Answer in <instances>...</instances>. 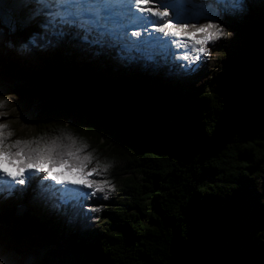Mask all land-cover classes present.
Instances as JSON below:
<instances>
[{
    "label": "trees",
    "instance_id": "1",
    "mask_svg": "<svg viewBox=\"0 0 264 264\" xmlns=\"http://www.w3.org/2000/svg\"><path fill=\"white\" fill-rule=\"evenodd\" d=\"M261 2L262 14L248 6L249 27L223 24L225 49L214 48L222 69L197 80L175 63L115 67L114 50L72 40L0 39V99L21 105L10 143L71 136L109 182L97 195L118 197L105 223L101 210L86 208L92 196L75 213L55 194L41 198L43 216L6 205L0 248L31 264H264Z\"/></svg>",
    "mask_w": 264,
    "mask_h": 264
},
{
    "label": "snow or ice",
    "instance_id": "2",
    "mask_svg": "<svg viewBox=\"0 0 264 264\" xmlns=\"http://www.w3.org/2000/svg\"><path fill=\"white\" fill-rule=\"evenodd\" d=\"M252 0H0V39L7 35L24 38L34 46L60 44L72 40L87 47L114 50L116 57L129 64L152 61L158 48L168 44L164 37H188L192 63L206 54V45L229 33L223 24L246 13ZM152 5V6H148ZM158 5V6H156ZM195 19L196 23L188 20ZM205 23H199V20ZM219 21V22H213ZM134 30L129 34V28ZM136 39H133V38ZM187 47L188 41H184ZM180 47L179 44L176 45ZM189 51L176 58V67L188 69ZM6 100L0 99V106ZM0 123V196L23 191L17 186L39 185L40 195L51 193L67 211L75 213L73 201L97 193L104 194L109 182L92 178L97 168H88L91 153L87 145L71 136L41 144L31 139L6 142L13 133ZM109 165L102 167L107 169ZM58 186V187H57ZM51 189V192L48 190ZM87 190V191H85ZM107 199V195H102ZM84 210V205H79ZM101 208L90 207L98 212Z\"/></svg>",
    "mask_w": 264,
    "mask_h": 264
},
{
    "label": "rangeland",
    "instance_id": "3",
    "mask_svg": "<svg viewBox=\"0 0 264 264\" xmlns=\"http://www.w3.org/2000/svg\"><path fill=\"white\" fill-rule=\"evenodd\" d=\"M261 1L262 0H253L251 3L253 6L252 12H254L255 14H262V12H263V4ZM148 6H152V5H148ZM156 6H158V5H156ZM201 20H199V22ZM187 22L196 23L197 21L195 19H193V20H188ZM251 22H252L251 14L248 11H246V13L242 14L239 18L228 21V22H226V24L231 25L232 27H235V28H244V27H249L251 25ZM142 33L146 34V32H142ZM158 34L159 33H155V35H158ZM176 38L174 37V39H176L175 41H173V38L171 36L163 38L164 40L168 41V44L166 45L167 49H165V50L163 48H161L160 50L157 49V51L154 54L153 60L148 61L147 63H149L150 66L151 65L152 66H158L161 64V67H162V64H164V65L171 64V63L176 64V58L182 56L183 55L182 49L186 48L184 41H188V45H191V41L188 37H176ZM170 40L173 41L172 44L169 43V42H171ZM225 43H226V41L223 37H221L220 39H218L214 42H210L208 45H206V47L208 49L207 53L201 55V57L199 59H196L194 63H192V60L196 56V53L192 52L189 56L188 61H182V63L184 65H186L188 69H191V70H180V71L183 74L190 75L195 80L199 79L200 77H202L206 74H210V76H213L214 74L220 72L222 69L224 54L220 55V57L215 58L214 48L225 49V47H224ZM177 44H179L180 47H177L176 46ZM22 51L23 50H20L18 52L22 53ZM112 62L115 65V67L122 66V65L125 67L128 64V62L120 60L118 58L113 59ZM153 68L154 67H152V69ZM149 75L151 76L152 80H155L158 74L156 72H153V73L151 72L148 74V76ZM132 77L133 76L127 74L126 78H124V79L122 78L123 83L129 84L132 80ZM144 83H146V82H144ZM6 88H7V86H4V88H2V89L5 90ZM41 106H42V101L34 100L35 110L39 109ZM20 107H21L20 103H16V102H7L3 106H0V123L7 125V128L5 129V131L16 130L17 135L20 132V125H19L20 120H21V117L19 114ZM5 113L7 116L3 115ZM14 134L15 133H13V136L8 137L6 142L10 143V139L16 138ZM87 167L88 168L96 167L97 173L93 174L92 178H94L96 180H103L104 181L105 178L103 177L102 172L99 170L100 168L97 166V164H95V162H90L87 165ZM17 188L18 189L23 188L24 190L23 191H15L13 193V195H11V196H8V195L0 196V209L2 207H5L6 205L18 204V207H19L18 213L23 212L25 209H28L32 213L37 212L41 216L45 215L48 204L45 203L43 199H41L44 196L40 195V190H39L38 184L33 183L30 186H28V185L19 186L18 185ZM48 191L51 192V189H49ZM85 191H87V190H85ZM54 194L55 193H51V195H54ZM31 197H35L37 200L39 199L40 204L37 203V205H32V203H30ZM56 198H57V195H56ZM117 199H118V197L112 198L110 196H108L107 199H103L102 195L96 194V196H94V197L92 196V198H89V203H88V206L86 208L89 209L90 207L99 206L101 208L102 215L104 218V223H105V221L109 217L107 214L108 212H106V209L113 207L112 205H116L115 202ZM119 200H124V199H123V197H121V198H119ZM58 201L63 205L62 196L60 197V199ZM71 203L78 204V205L82 204V202H80V201H78V202L73 201ZM55 210H56L55 211L56 213L64 211L60 205H56ZM56 217H55V219H56ZM31 262H32V260L30 259V257L25 258L23 256H20L19 254L16 255L15 251L3 252L2 249L0 248V263L1 264H6V263H8V264H31Z\"/></svg>",
    "mask_w": 264,
    "mask_h": 264
},
{
    "label": "water",
    "instance_id": "4",
    "mask_svg": "<svg viewBox=\"0 0 264 264\" xmlns=\"http://www.w3.org/2000/svg\"><path fill=\"white\" fill-rule=\"evenodd\" d=\"M3 252H13V251H15L16 252V255L17 254H19L20 256H22L21 254H20V251H18V250H16V249H14V250H2ZM26 258V257H25ZM32 263V262H31Z\"/></svg>",
    "mask_w": 264,
    "mask_h": 264
},
{
    "label": "bare ground",
    "instance_id": "5",
    "mask_svg": "<svg viewBox=\"0 0 264 264\" xmlns=\"http://www.w3.org/2000/svg\"><path fill=\"white\" fill-rule=\"evenodd\" d=\"M149 29H151V27H149ZM3 115L7 116V115H6V113H5V114H3ZM0 264H1V263H0ZM6 264H8V263H6Z\"/></svg>",
    "mask_w": 264,
    "mask_h": 264
}]
</instances>
